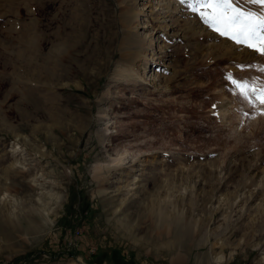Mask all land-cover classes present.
I'll use <instances>...</instances> for the list:
<instances>
[{
	"label": "rangeland",
	"instance_id": "1",
	"mask_svg": "<svg viewBox=\"0 0 264 264\" xmlns=\"http://www.w3.org/2000/svg\"><path fill=\"white\" fill-rule=\"evenodd\" d=\"M149 1L8 0L0 264H264V55Z\"/></svg>",
	"mask_w": 264,
	"mask_h": 264
},
{
	"label": "snow or ice",
	"instance_id": "2",
	"mask_svg": "<svg viewBox=\"0 0 264 264\" xmlns=\"http://www.w3.org/2000/svg\"><path fill=\"white\" fill-rule=\"evenodd\" d=\"M189 9L200 16L203 22L213 28L219 35L231 39L239 47H247L258 55H264V0H244L246 4L260 6L261 11L252 8H241L239 0H181ZM241 70L253 68V64H238ZM264 72V66L260 69ZM253 80L235 79L232 73L226 80L234 90L254 106L258 101L264 104V86L257 89ZM216 106L213 105V108ZM247 115V113H244Z\"/></svg>",
	"mask_w": 264,
	"mask_h": 264
},
{
	"label": "bare ground",
	"instance_id": "3",
	"mask_svg": "<svg viewBox=\"0 0 264 264\" xmlns=\"http://www.w3.org/2000/svg\"><path fill=\"white\" fill-rule=\"evenodd\" d=\"M150 2V4L148 5V6H151V7H153V2H152V0H150L149 1ZM8 3V0H4V2L3 1H0V5H2L3 7H1L0 8V18L2 17V15H4V14H9V12L11 11V12H13V14L14 15H17V10H18V8H16V7H12L9 3ZM170 3H171V1L170 2H167V3H165L164 2V4H165V6H163V9H164V15L165 16H171V12L174 10V9H177L178 7H179V3L180 2H178L177 3V1H176V3H174V6H171L170 5ZM7 4V5H6ZM172 4V3H171ZM173 5V4H172ZM177 5H178V7H177ZM153 11V8H151V11H150V13ZM167 26V25H166ZM27 29V28H26ZM21 31V30H20ZM27 32H25V30H22L21 31V34L24 36L25 34H26ZM22 35L20 36V37H22ZM24 38V37H23ZM18 39V38H17ZM22 39V38H21ZM25 39V38H24ZM7 40H8V38H7ZM19 41H20V39H19ZM18 42V41H17ZM22 42H23V40H22ZM3 43H4V41H3ZM6 43V42H5ZM20 43V42H19ZM24 43H25V40H24ZM24 43H22V44H24ZM31 43H33L32 42V40L30 41V44ZM14 44V43H13ZM33 44H35V43H33ZM1 46H2V44H0ZM0 46V47H1ZM6 46V45H5ZM18 46V45H17ZM21 46H23V45H21ZM33 46V45H32ZM159 46V49L161 50L162 48H164L165 47V44H160V45H158ZM3 47V46H2ZM3 48H6V47H3ZM8 48H9V46H8ZM7 49V48H6ZM17 49H18V47H17ZM21 49V48H20ZM4 50V49H3ZM59 50H60V48H59ZM20 51V50H19ZM24 51V50H23ZM27 51V50H26ZM20 53H23V52H20ZM26 53V52H25ZM62 54H63V52H61ZM24 54V53H23ZM17 55H18V52H17ZM21 56H23V55H20V57ZM29 56V55H28ZM16 58H19V56L18 57H16ZM23 59H24V56L22 57ZM31 59V58H30ZM58 59V58H57ZM57 59H56V61H57ZM26 60H27V58H26ZM28 62H30V61H28ZM57 64V63H56ZM43 67V66H42ZM57 67V66H56ZM46 68V67H45ZM48 69V68H47ZM51 69V68H50ZM56 69V68H55ZM59 69V68H58ZM61 69H63V67L61 66ZM65 69V68H64ZM67 70V69H66ZM50 71V70H49ZM53 71H55L54 69H53ZM56 71H57V69H56ZM131 72V71H130ZM131 73H133V72H131ZM121 75H125L126 73H125V70H122L121 71V73H120ZM135 74V73H134ZM152 74V73H151ZM54 75V74H53ZM136 76H139V75H136ZM152 76V75H151ZM43 77V76H42ZM41 77V78H42ZM154 77V76H153ZM44 78V77H43ZM138 78V77H137ZM151 78V77H150ZM149 78V79H150ZM155 79H156V77H155ZM151 80V79H150ZM152 81V80H151ZM222 110V109H221ZM223 110H224V108H223ZM63 122V121H62ZM246 127L244 126V128L243 129H245ZM120 158H122V157H120ZM123 160H125V159H119L118 161H120V162H122ZM99 168H101L100 166H98V165H96V166H94L93 167V176L95 177V178H98V174H96V172L98 171V169ZM176 242V241H175ZM174 242V243H175ZM173 243V242H172ZM178 246V245H177ZM177 258V257H176Z\"/></svg>",
	"mask_w": 264,
	"mask_h": 264
}]
</instances>
